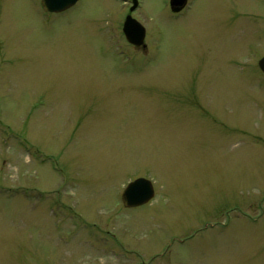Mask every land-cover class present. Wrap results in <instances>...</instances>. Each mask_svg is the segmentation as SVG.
<instances>
[{
    "label": "rangeland",
    "instance_id": "rangeland-1",
    "mask_svg": "<svg viewBox=\"0 0 264 264\" xmlns=\"http://www.w3.org/2000/svg\"><path fill=\"white\" fill-rule=\"evenodd\" d=\"M129 1L0 0V264H264V0Z\"/></svg>",
    "mask_w": 264,
    "mask_h": 264
},
{
    "label": "water",
    "instance_id": "water-1",
    "mask_svg": "<svg viewBox=\"0 0 264 264\" xmlns=\"http://www.w3.org/2000/svg\"><path fill=\"white\" fill-rule=\"evenodd\" d=\"M78 0H41V6L45 11L59 12L74 5ZM133 11L137 6V1L132 0ZM186 3V0H170V7L173 12H178ZM122 31L126 40L134 45H143L145 29L130 15H127ZM258 66L264 72V57L258 61ZM154 195L152 184L145 178H137L131 181L123 190L121 200L125 207H137L147 203Z\"/></svg>",
    "mask_w": 264,
    "mask_h": 264
},
{
    "label": "flooded vegetation",
    "instance_id": "flooded-vegetation-1",
    "mask_svg": "<svg viewBox=\"0 0 264 264\" xmlns=\"http://www.w3.org/2000/svg\"><path fill=\"white\" fill-rule=\"evenodd\" d=\"M186 6H187V5H186ZM186 6H185V7H186ZM185 7H184V8H185ZM184 8H183V9H184ZM183 9H182L181 11H183ZM181 11H180V12H181ZM180 12H178V13H180ZM178 13H176V14H178ZM141 48H142V47H141ZM144 48H146V47H144ZM144 48H143V49H144Z\"/></svg>",
    "mask_w": 264,
    "mask_h": 264
}]
</instances>
